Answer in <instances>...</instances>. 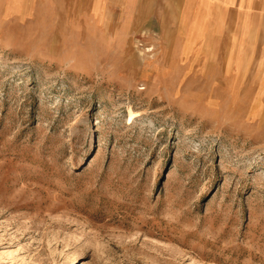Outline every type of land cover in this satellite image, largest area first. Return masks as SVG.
Returning <instances> with one entry per match:
<instances>
[{
	"label": "rangeland",
	"instance_id": "374dc122",
	"mask_svg": "<svg viewBox=\"0 0 264 264\" xmlns=\"http://www.w3.org/2000/svg\"><path fill=\"white\" fill-rule=\"evenodd\" d=\"M12 3L0 264H264V82L192 83L157 36L68 10L91 0Z\"/></svg>",
	"mask_w": 264,
	"mask_h": 264
},
{
	"label": "crops",
	"instance_id": "0c3cea01",
	"mask_svg": "<svg viewBox=\"0 0 264 264\" xmlns=\"http://www.w3.org/2000/svg\"><path fill=\"white\" fill-rule=\"evenodd\" d=\"M25 1L13 0L15 11L25 14ZM68 10H84L90 29L121 19L142 29L136 34L157 36L159 51L174 52L192 83L230 84L226 90L239 94L242 85L264 82V0H91L87 9ZM207 90L192 98H213V87Z\"/></svg>",
	"mask_w": 264,
	"mask_h": 264
}]
</instances>
